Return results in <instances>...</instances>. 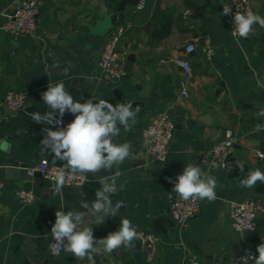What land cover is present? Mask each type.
<instances>
[{"label":"crops","instance_id":"1","mask_svg":"<svg viewBox=\"0 0 264 264\" xmlns=\"http://www.w3.org/2000/svg\"><path fill=\"white\" fill-rule=\"evenodd\" d=\"M115 1L45 0L36 28L27 36H17L5 32L3 22L21 0H0V142L11 144L8 152L0 151V264H241L244 241L251 243L258 256L256 248L264 243V212L257 214L256 225L244 240L241 231L231 226L230 205L248 198L264 204V184L258 181L250 189L241 186L249 171L264 172V157L256 154L258 149L264 151V139L252 136L264 121V116L257 115L264 109V27L254 24L249 38L232 37L223 14L229 0H139L133 6L126 4L124 18L115 15ZM252 8L264 17V0H252ZM200 10L203 13L198 15ZM119 27L124 28L118 44L124 54V74L110 80L98 59L106 40ZM205 34H211L215 47L211 59L205 58L202 46ZM193 41L196 49L185 52ZM177 58L189 62L191 74L175 63ZM69 65L72 67L65 74ZM185 79L186 98L180 93ZM57 82H63L73 98L131 103L133 111L140 110L132 130L118 125L120 135L113 138L114 143L131 145L130 158L110 172L88 174L84 186L45 195L43 188L50 183L6 179L3 162L17 160L30 171H35L41 158L63 166V161L53 162L52 154L40 153L43 129L55 127L37 124L28 115L50 111L42 93ZM9 90L25 93L24 111L5 108L4 96ZM166 109L175 127L168 156L158 162L147 152L140 128ZM225 128H232L240 139L230 154L232 167L206 170L201 155L222 137ZM188 164L216 178V199L201 200V213L182 228L169 215L168 200L177 194L173 192L175 179ZM117 171L122 175L111 199L113 205L122 201L123 206L103 224L91 222L89 227L98 240L117 231L121 219L127 218L137 232L145 228L159 236L156 258L147 262L137 239L132 247L93 254V260L78 262L67 251L50 253L55 212L84 211L81 200L91 204L101 187L100 178ZM20 188L32 189L34 199L20 201L15 194Z\"/></svg>","mask_w":264,"mask_h":264},{"label":"clouds","instance_id":"2","mask_svg":"<svg viewBox=\"0 0 264 264\" xmlns=\"http://www.w3.org/2000/svg\"><path fill=\"white\" fill-rule=\"evenodd\" d=\"M230 9H224L225 15ZM233 36L249 38L253 32V25L259 24L264 27V17L254 13L251 9L246 12H237L234 16ZM72 65L63 71L68 73ZM42 100L50 109L49 112L28 113L37 124H47L57 127L58 130L44 128V138L40 141L41 155H53V162L57 160L65 162L58 167L54 175L53 191L59 193L66 184V172L73 175L97 174L101 170L111 171L114 166L122 164L131 157V145L129 143L117 144L113 138L120 135V128L131 131L137 123V112L132 110L131 103H120L113 105L105 99L92 97L81 103L74 101L73 96L65 90L63 82L48 85L42 93ZM93 100L97 102H93ZM56 113L59 114L57 118ZM66 113L74 116V120L62 125V118ZM264 116V109L257 113ZM155 134V130H151ZM11 144L4 140L0 142V151L8 152ZM241 170L243 164L238 165ZM122 175L117 171L114 175L101 177V187L95 192V199L89 204L87 200H81L80 204L84 211L67 212L63 209L55 212V223L51 228L54 247L57 253L63 249L72 253L77 261L85 258L93 260V254L101 251L111 254L122 247H132L133 242L139 238V233L127 218H122L120 228L110 232L105 238L96 239L93 229L89 223L103 224L105 219L115 216L123 206L122 201L113 205L111 196L116 193L117 180ZM173 183L172 178H167ZM264 184V172L259 169L251 170L247 178L241 181V186L254 187L257 182ZM119 187H123L120 185ZM217 180L208 175L202 169L193 164L185 166L182 174L178 175L174 182L173 192L177 193L183 200L200 199L209 202L216 199ZM86 195V194H83ZM11 235V233H10ZM258 256H251L255 264H264V243L257 246Z\"/></svg>","mask_w":264,"mask_h":264},{"label":"built area","instance_id":"3","mask_svg":"<svg viewBox=\"0 0 264 264\" xmlns=\"http://www.w3.org/2000/svg\"><path fill=\"white\" fill-rule=\"evenodd\" d=\"M45 0H21L16 5L14 13L8 14L5 22H3V30L11 35L27 36L32 33L37 25V15L44 4ZM144 4L140 3V7ZM223 9H230V13L225 15L226 22L230 27L232 37L241 39L243 37L233 36L234 29V16L237 12H246L248 9L253 10L252 0H229L223 6ZM224 12V10H223ZM189 13L187 9L185 14ZM124 32L123 27L117 28L111 33L110 37L106 40L102 52L98 59V65L103 73H105L110 80H116L123 76L124 68L122 61L124 54L118 49L119 39ZM205 58L211 59L215 53V47L212 42L211 34H205L202 39ZM196 49L195 41L185 46V52L191 53ZM175 63L184 68L187 74H191L192 66L183 58H177ZM180 93L185 98L189 96L187 88V80L181 83ZM74 101L85 102L78 98H73ZM4 101L7 103L11 110L16 112L24 111L26 108V96L24 92L17 90H9L4 96ZM72 114L66 113L62 118V125L59 127H66L67 124L72 122ZM59 118V116H58ZM175 122L166 110H161L157 115L147 124L140 128V135L144 142L147 152L154 156L158 162L166 160L169 153V143L173 136ZM261 128L264 129V121L261 123ZM155 130V134H151V130ZM55 130H58L55 127ZM239 137L232 128H225L222 137H220L207 151L203 152L200 161L203 167L208 170L214 166H226L228 157L233 152ZM258 157H264V151L261 149L256 150ZM59 165L49 162L47 158H41L34 166V170L40 173V177L45 182L54 184L55 171ZM33 171V170H32ZM66 184L64 187H81L84 186L88 180V174L73 175L70 172L65 173ZM3 189V182L0 180V192ZM15 194L17 198L24 202H31L35 197V192L32 189H16ZM200 199L183 200L178 194H174L168 200V213L177 222V224L186 228L190 220L201 213ZM264 212V204L257 199L248 198L240 202H233L230 205V222L234 230L241 231L243 229H254L256 225L257 214ZM139 238L138 244L144 254L147 262L153 261L158 253L159 236L152 231L145 228L138 230ZM48 250L53 255H59L65 252L61 249L58 253L54 247V240L50 232ZM256 256L252 245L248 241H244L240 249V262L241 264H251L254 260L248 257ZM193 264H198L194 261Z\"/></svg>","mask_w":264,"mask_h":264},{"label":"water","instance_id":"4","mask_svg":"<svg viewBox=\"0 0 264 264\" xmlns=\"http://www.w3.org/2000/svg\"><path fill=\"white\" fill-rule=\"evenodd\" d=\"M139 0H116L114 3H116V16H119L120 18H124V8L126 6V4H130V5H136L137 2ZM15 10L12 11V13H14ZM78 78L75 77L73 80V84L74 82H76ZM5 108H8L7 103L5 102L4 104ZM12 112H15L14 110H12ZM71 119H73V116L71 117ZM252 136L258 139H264V129L263 128H259L257 130H255L252 133ZM233 158L231 156L228 157L227 160V167H232V162ZM3 165L5 167V177L6 179H10V180H25V181H30V180H38V182H41V177H40V173L37 171H30L28 166L22 162H19L17 160H5L3 162ZM43 192L45 193V195H50L51 193H53V183L44 186L43 188ZM242 234V237L244 240H247L251 230L250 229H243L240 232Z\"/></svg>","mask_w":264,"mask_h":264},{"label":"trees","instance_id":"5","mask_svg":"<svg viewBox=\"0 0 264 264\" xmlns=\"http://www.w3.org/2000/svg\"><path fill=\"white\" fill-rule=\"evenodd\" d=\"M202 13H203L202 10H200L197 14H198V15H201Z\"/></svg>","mask_w":264,"mask_h":264}]
</instances>
